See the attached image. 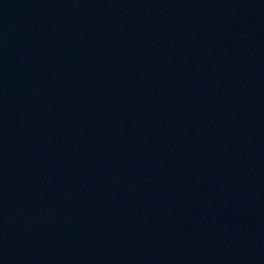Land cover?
<instances>
[{
  "label": "water",
  "instance_id": "95a60500",
  "mask_svg": "<svg viewBox=\"0 0 264 264\" xmlns=\"http://www.w3.org/2000/svg\"><path fill=\"white\" fill-rule=\"evenodd\" d=\"M0 264H264V0H0Z\"/></svg>",
  "mask_w": 264,
  "mask_h": 264
}]
</instances>
